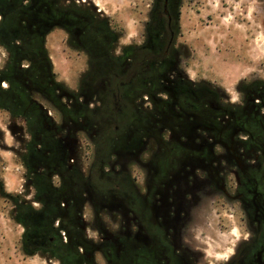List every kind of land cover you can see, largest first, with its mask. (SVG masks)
Here are the masks:
<instances>
[{
    "label": "flooded vegetation",
    "instance_id": "obj_1",
    "mask_svg": "<svg viewBox=\"0 0 264 264\" xmlns=\"http://www.w3.org/2000/svg\"><path fill=\"white\" fill-rule=\"evenodd\" d=\"M143 2L125 35L107 1L0 0L22 247L57 264H264V69L230 88L190 75L184 0ZM208 201L235 242L195 232Z\"/></svg>",
    "mask_w": 264,
    "mask_h": 264
},
{
    "label": "rangeland",
    "instance_id": "obj_2",
    "mask_svg": "<svg viewBox=\"0 0 264 264\" xmlns=\"http://www.w3.org/2000/svg\"><path fill=\"white\" fill-rule=\"evenodd\" d=\"M104 1L109 5L113 24L125 35H133L142 15L143 0ZM190 2L184 0L181 19L186 45L192 51L187 61L190 75L230 88L242 75L264 69V0H202V10H195ZM67 65L70 61H58L63 71ZM0 132L2 187L28 198L31 193L24 186L23 168L16 156L21 143L1 116ZM211 204L207 202L208 217L198 219L202 225L198 224L195 232L201 229L198 236L206 235L203 239L212 245L235 242V235L224 230ZM12 210L11 202L0 194V264H57L44 253L23 249L22 226L13 219Z\"/></svg>",
    "mask_w": 264,
    "mask_h": 264
},
{
    "label": "trees",
    "instance_id": "obj_3",
    "mask_svg": "<svg viewBox=\"0 0 264 264\" xmlns=\"http://www.w3.org/2000/svg\"><path fill=\"white\" fill-rule=\"evenodd\" d=\"M0 194L3 198H6L8 201L11 202L12 204V207L16 204V202L19 200V198L21 197L20 194H12V193H9L7 191H5L2 187V183L0 181ZM13 212V210H12ZM13 219L17 222V223H21V222H26V221H23L22 218H20V216L16 215V214H13ZM27 237L26 234H22V239H25ZM23 249L26 251L27 249H25V247H23Z\"/></svg>",
    "mask_w": 264,
    "mask_h": 264
}]
</instances>
